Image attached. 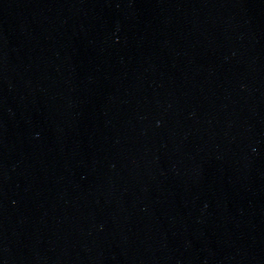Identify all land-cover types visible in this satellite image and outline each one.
<instances>
[{
	"label": "water",
	"instance_id": "95a60500",
	"mask_svg": "<svg viewBox=\"0 0 264 264\" xmlns=\"http://www.w3.org/2000/svg\"><path fill=\"white\" fill-rule=\"evenodd\" d=\"M0 264H264V0H0Z\"/></svg>",
	"mask_w": 264,
	"mask_h": 264
}]
</instances>
